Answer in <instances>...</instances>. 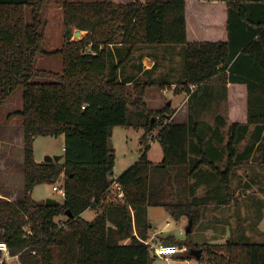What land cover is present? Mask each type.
<instances>
[{"label":"trees","instance_id":"1","mask_svg":"<svg viewBox=\"0 0 264 264\" xmlns=\"http://www.w3.org/2000/svg\"><path fill=\"white\" fill-rule=\"evenodd\" d=\"M197 1L204 3L68 1L64 44L50 52L43 48L46 0H0V107L22 90V109L14 115L22 120L24 152L23 196L0 200V243L22 264H154L146 244L151 208L164 209L176 222L186 218L191 235L208 205L235 201L232 181L242 165L256 153L264 164V0ZM73 30L87 35L73 41ZM161 45L185 50L176 82L121 78L135 50ZM45 56L61 57L62 71L38 69L37 60ZM231 84L246 88V123L228 125L221 115L214 125L193 115L186 123H172L169 105L154 112L144 101L148 88L175 85L174 94L185 93L191 102L227 101L230 119ZM116 127L144 131L143 155L117 179L122 201L114 200L115 155L109 146ZM156 130L161 163L148 159ZM61 135L63 159L36 162L35 140ZM61 179L65 197L59 206L33 199L36 186H55ZM87 210L96 213L91 221L82 218ZM61 217L66 223L56 221ZM165 242L186 246L187 252L175 257L199 264H264V244L252 243L242 227L234 241L222 244L179 243L174 235ZM191 248L201 250L199 259L190 255Z\"/></svg>","mask_w":264,"mask_h":264},{"label":"rangeland","instance_id":"2","mask_svg":"<svg viewBox=\"0 0 264 264\" xmlns=\"http://www.w3.org/2000/svg\"><path fill=\"white\" fill-rule=\"evenodd\" d=\"M68 1L90 3L103 0H46L41 13L44 32L43 48L46 51H55L62 48L64 44V3ZM28 18L31 21L30 12ZM77 31L73 30V41H77L74 38ZM80 32L82 36L78 40L87 35L86 32ZM111 47L116 49L114 46ZM184 53L185 50L182 46L161 45L138 48L133 52L130 63L122 68L121 78L133 77L135 83H145L151 80L158 82L160 79L176 82L183 73ZM152 62H155L156 65L154 64L153 68H155L150 71L149 67L152 66ZM36 67L60 73L63 69V61L58 56L40 57L36 62ZM129 87L133 89L134 84ZM174 88L175 85L163 91L159 88L149 89L148 95L144 97L149 110L159 112L170 103L168 114L173 116L172 114L178 113L176 122H187L188 117L193 115L196 119L210 125L214 118L211 110L226 114L223 104L210 106L206 99L191 102L189 95L185 93L174 94ZM22 97L23 92L19 89L4 106L0 107V200L10 202L20 199L24 192L23 126L21 118L14 115L17 110L22 109ZM204 103H206V107H203ZM226 131L225 129V134ZM158 133V130L154 132L150 142L152 150L148 152V159L154 163H161L164 158L163 149L157 139ZM143 135L142 129L114 128L113 136L109 141V146L115 155L114 180L119 179L143 155L145 150V145L141 140ZM247 144L242 142L237 147L239 153L244 151ZM63 148V135L56 138L38 137L34 142L35 161L43 162L48 155H61ZM255 157L257 158H252L242 165L233 177L232 186L236 190L235 201L226 207H216L215 204L208 205L204 210L201 223L191 235L187 234L189 221L186 218L176 222L162 208L150 210L153 224L158 227L159 231L161 228H165L169 221L170 226L165 228V232L174 235L179 243L188 242L201 246L205 243L222 244L230 239L234 241L242 227L252 243L264 244V164L261 153H256ZM57 184L62 186L63 179ZM203 194V189H200L198 195ZM32 197L40 203L46 202L47 199L63 201L60 194L53 192V185L45 183L35 187ZM95 214L94 211L87 210L83 213V218L90 221ZM56 221L66 223L67 218L61 217ZM189 262L190 264H199L197 260Z\"/></svg>","mask_w":264,"mask_h":264},{"label":"crops","instance_id":"3","mask_svg":"<svg viewBox=\"0 0 264 264\" xmlns=\"http://www.w3.org/2000/svg\"><path fill=\"white\" fill-rule=\"evenodd\" d=\"M141 1L144 2L145 0H141ZM191 1L194 3V5H200V4L204 3V2H201V1H197V0H191ZM223 39H225V35L223 36ZM154 64H155V62H152V66L149 67V68L150 69L153 68ZM132 85L133 84H129V86H132ZM153 88H158V87L148 88L146 90V95H148L147 91L149 89H153ZM229 89H230V91H229V99H230V101L232 99V102L235 103V106H237V104H238V107L235 108V106H233L232 102H231L230 119H228V115H229L228 102L224 101L222 104H223L224 111L226 109V114H225V112H224V114H221L218 111L216 112L215 110H211L212 115H214L212 125H214L215 118H216L217 115H221V116L225 117L226 121H228V125H230V124H232L234 122L246 123V121H247V94H246L245 86L231 84L229 86ZM237 111H238V115H237ZM177 114L178 113L173 114V116H172V118L170 120L172 123H178V122L175 121V119L177 117ZM179 123H186V122L182 121V122H179ZM249 138L250 137L248 135V137L246 138L245 141H243V143H245V144L249 143ZM150 150H152V148ZM63 151H64V148H63ZM62 154H63V152L61 153V155ZM150 210H149V217L151 216L150 215ZM82 218H83V215H82ZM150 222H151V225H152V231L150 233V238L148 239V241H146V244L147 245L150 244L152 246L168 245L165 242V240L168 238L169 235H172V234L171 233L169 234V232L168 233L165 232V228L170 226V222L167 221V224H166L165 228H161L159 231H158V227L153 224L151 218H150ZM151 255L155 259L154 264H190L189 261L182 260L179 256L178 257H171L169 259H161L159 257H155V255H153V253H151Z\"/></svg>","mask_w":264,"mask_h":264},{"label":"built area","instance_id":"4","mask_svg":"<svg viewBox=\"0 0 264 264\" xmlns=\"http://www.w3.org/2000/svg\"><path fill=\"white\" fill-rule=\"evenodd\" d=\"M196 87L190 86L191 91H193ZM175 89V88H174ZM113 190L115 194V201H122L124 199V192L120 184L114 181ZM53 192L60 194L63 198L65 197V191L62 186L59 184L53 186ZM183 234V232H180ZM150 246V251L155 255V257H159L161 259H169L171 257H175L180 253L187 252V247H179V246H171V245H159V246ZM0 264H22L19 258V255H13L10 251V248L5 243H0Z\"/></svg>","mask_w":264,"mask_h":264},{"label":"water","instance_id":"5","mask_svg":"<svg viewBox=\"0 0 264 264\" xmlns=\"http://www.w3.org/2000/svg\"><path fill=\"white\" fill-rule=\"evenodd\" d=\"M81 36H82L81 32L77 31L75 36H74V38L76 40H78V39L81 38ZM168 105H170V103ZM62 159H63V155H56V156L48 155V156L45 157L44 162L45 163H59ZM45 204L48 205V206H59L61 204V202H59L57 200H54V199H47ZM67 216L73 217L72 214H69V213H67ZM191 226L192 225L190 223V226L187 228V233H191ZM190 255L192 257H194L195 259H199L200 255H201V250L197 249V248H191L190 249Z\"/></svg>","mask_w":264,"mask_h":264}]
</instances>
